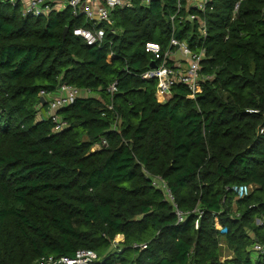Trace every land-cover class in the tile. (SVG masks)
Returning a JSON list of instances; mask_svg holds the SVG:
<instances>
[{"label": "trees", "instance_id": "1", "mask_svg": "<svg viewBox=\"0 0 264 264\" xmlns=\"http://www.w3.org/2000/svg\"><path fill=\"white\" fill-rule=\"evenodd\" d=\"M174 2L116 9L94 46L73 35L91 23L69 8L32 18L0 3V264L79 250L94 264H264V0H210L202 38L180 25L179 40L205 48L207 79L159 103L144 46H167ZM63 83L87 95L55 131L39 93ZM238 186L251 191L236 199Z\"/></svg>", "mask_w": 264, "mask_h": 264}, {"label": "built area", "instance_id": "2", "mask_svg": "<svg viewBox=\"0 0 264 264\" xmlns=\"http://www.w3.org/2000/svg\"><path fill=\"white\" fill-rule=\"evenodd\" d=\"M153 0H139L143 7H148ZM165 1V0H159ZM210 0H175L172 5V11L169 14L168 22L171 32L167 46L162 48L158 43H146L144 50L153 56L156 68H150L143 75V79H155V98L157 102H166L171 96L172 88L176 85H185L190 94L189 98L201 92V84L207 79L200 74L201 61L205 57V48L201 45L193 49L187 40H179L175 33L178 27L184 23L196 24L199 37H205L206 24L200 15L205 13ZM0 3H8L12 7L19 9L24 17L37 18L47 16L50 12L60 11L61 5L58 0H0ZM239 2L234 6V12L238 9ZM65 8H69L73 15L82 16L87 22L91 23L89 28H75L73 35L81 39L86 45L94 46L101 44L105 36V28L112 26V14L116 9H132L135 7L134 0H66ZM80 90L69 84H60L54 93L40 91L39 96L43 98L47 105V113L55 123V131L63 128L64 123L57 116V112L71 105L77 97ZM107 92L113 94L116 92V83H112ZM112 109V105L108 106ZM106 141L93 146L94 149H100L106 146ZM153 185L165 191L167 200L172 204L174 214L178 222L184 221L185 213L181 212L173 202L165 184L159 179H153ZM236 199L247 196L251 191V186L233 187ZM197 212V211H196ZM200 213V212H199ZM199 226V220L194 222V228ZM215 228L221 233H225L217 222ZM116 239L113 246L116 247ZM134 248L143 250L145 244L135 245ZM262 247L254 244V253H259ZM98 260L96 254L90 250H79L73 258H40L37 264H94Z\"/></svg>", "mask_w": 264, "mask_h": 264}, {"label": "crops", "instance_id": "3", "mask_svg": "<svg viewBox=\"0 0 264 264\" xmlns=\"http://www.w3.org/2000/svg\"><path fill=\"white\" fill-rule=\"evenodd\" d=\"M65 2H66V0H58V3H60V5H61L60 11H62V10L67 8V7L66 8L64 7L65 6ZM111 58H112V56H108V62L111 61ZM86 95H87V92H82V91L79 92V96H86ZM115 239H116L117 242H122L123 241V236L122 235H118Z\"/></svg>", "mask_w": 264, "mask_h": 264}, {"label": "water", "instance_id": "4", "mask_svg": "<svg viewBox=\"0 0 264 264\" xmlns=\"http://www.w3.org/2000/svg\"><path fill=\"white\" fill-rule=\"evenodd\" d=\"M68 31H69V28L65 27L64 30H63V38L67 35ZM150 68H156L155 61H152L150 63ZM40 102H42L43 104H46L45 100L43 98H41V97H40Z\"/></svg>", "mask_w": 264, "mask_h": 264}, {"label": "rangeland", "instance_id": "5", "mask_svg": "<svg viewBox=\"0 0 264 264\" xmlns=\"http://www.w3.org/2000/svg\"><path fill=\"white\" fill-rule=\"evenodd\" d=\"M159 103H161V102H159ZM163 103V102H162ZM92 151H94V150H97V149H94L93 147H92V149H91ZM223 250H222V255H223V257L224 256H227L228 255V253H230L227 249H225V248H222ZM230 256V255H229Z\"/></svg>", "mask_w": 264, "mask_h": 264}]
</instances>
